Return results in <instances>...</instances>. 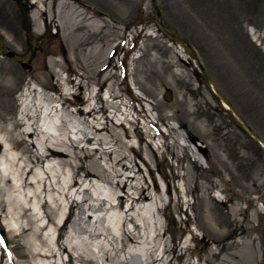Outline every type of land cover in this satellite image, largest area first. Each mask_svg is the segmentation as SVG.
<instances>
[{
	"label": "rangeland",
	"instance_id": "rangeland-1",
	"mask_svg": "<svg viewBox=\"0 0 264 264\" xmlns=\"http://www.w3.org/2000/svg\"><path fill=\"white\" fill-rule=\"evenodd\" d=\"M42 1L39 10L32 0H0V74L10 72L2 83L8 87L0 107L4 121L18 115L28 88L46 103L48 96L70 92L61 100L68 110L58 103L57 112L45 114L57 125L67 122L75 143L91 135L92 119L70 111L84 107L90 91H103L109 105L118 102L109 92L129 104L120 103L116 113L121 122L128 120L123 129L129 138L111 126V133L98 135L102 146L80 145L110 147L95 156L101 170L92 167L95 158L75 151L73 165H87L100 179L86 180L87 194L70 192L87 200L82 208L93 218L77 214L63 221V237L88 230L91 235L80 237L91 252L100 259L107 253L115 264H151L153 257V264H264V150L218 97L264 144V0H156L166 25L189 43L204 71L185 44L161 27L152 0H63L62 6L61 0ZM71 9L100 17L75 15L70 21ZM12 169L1 145L0 231L6 245L0 239V264H49L33 257L39 239L9 230L17 228V204L34 191L6 183ZM123 175L133 179L121 189ZM147 186L153 205L144 218L132 213L142 226V247L130 258L120 236L110 234L108 213L111 207L126 209L127 193L137 197ZM97 199L109 201L103 210H89ZM134 205L138 210L146 203ZM62 208L69 212L67 202ZM33 210L53 215L55 205ZM126 229L133 231L132 224ZM56 236L44 232L43 238Z\"/></svg>",
	"mask_w": 264,
	"mask_h": 264
},
{
	"label": "bare ground",
	"instance_id": "bare-ground-1",
	"mask_svg": "<svg viewBox=\"0 0 264 264\" xmlns=\"http://www.w3.org/2000/svg\"><path fill=\"white\" fill-rule=\"evenodd\" d=\"M32 1L38 8H43L42 0ZM65 2L66 1L61 0L58 5H65ZM85 13L84 15L83 13L71 9L67 13V16L70 21L75 15H83L84 18H87V21L96 20L100 17L97 13L89 11ZM43 15V11L40 14L37 12L38 17ZM7 74H10V72L4 71V73L0 74V107L1 102L8 95V87L2 84ZM48 75L51 78V73H48ZM78 86L79 90L83 89L81 83H79ZM45 90H50V88L45 87L44 91ZM35 93L36 90L34 88H28L22 93V97L19 98L21 101V109L18 115L10 119L11 121H4V118L0 115V146L2 145V153L6 155L13 168V176L7 178L6 183L12 185L14 189L20 188L24 191L34 190L30 195L26 196L25 202L17 204V216L15 218L17 228H10L9 230L11 233L18 230V233L21 232V234H32L36 239H39V243L33 246V257L41 261L49 260V264H115L112 257L107 253H104L100 259L91 252L90 244L80 237L85 234L91 235L88 230L81 228V231H77L68 237L67 235L63 237L61 230L64 227L62 222L65 221L66 223L70 217L77 214L81 216L85 215V219L89 222L92 220L93 217L91 215H86V211L82 208L87 200L78 201L70 192L73 190L75 194L79 195L89 193V187L85 186L86 180L89 179L88 181H91L90 178L100 179L96 170H101V167L95 156L100 154L103 149L104 151L110 149V147L80 148L81 143L85 142L86 144L100 146L101 138H99L98 135L104 132L111 133V131L109 132L111 126H115L112 129L118 128L124 130L123 139L129 138V132L123 129L124 121L128 120L125 119L121 122L116 115L117 112H120L118 109L120 108V103L127 108H129V104H126L123 98L118 94H111L109 92L108 96L110 100H118L116 104L109 105V100L103 98V91H90L89 95L83 99L82 105L84 107L74 108L70 112L77 116H83L84 120L88 118L92 119L90 125L91 135L83 136L84 138L82 141L74 143L70 138V135L75 133L73 128L63 120L57 125L54 118H49L50 114L49 117L47 113L45 114V112H57L58 103L62 109L65 108L68 110L69 108L64 107L61 100L62 97H67L71 93L64 92L59 98L48 96L47 103L41 98L40 100L35 98L37 95V93L36 95ZM222 103L227 109H230L226 101H222ZM5 112L7 113L6 110ZM115 119L120 122L116 123L114 121ZM135 120L137 122V118ZM137 127H135L136 130L138 129ZM140 139L142 140L143 138ZM19 146L22 147L20 152H18ZM76 150L85 152L88 158H95L91 165L96 170L89 169L87 165L84 164L79 165V167L74 166L72 160L75 159ZM14 153H18V156H9ZM140 153H142L141 150ZM140 153H138V155ZM67 170L73 171V175L69 177ZM81 171L84 172L82 178L80 176ZM77 177H80V179L78 180ZM121 177L122 176H120V179ZM132 179L133 177L131 176L128 177L123 175V178L119 180L120 182H118L117 186L124 189L127 183ZM15 180L19 183L18 185L14 184ZM64 184L65 188L61 189L59 186ZM44 194H47L48 198H46V195L43 196ZM123 198L119 197L118 208L123 204ZM126 199L130 205H128L126 209L123 207L121 212H116L113 207L110 208L111 212L108 213V228L111 235H119L122 239L123 247L121 250L126 251L130 255V258H136L137 255L139 256L138 251L140 247H142V226L132 213L135 212L138 218H144L145 213L152 208L153 204L149 203L153 199L150 194V187H142L139 196L134 198L127 193ZM95 201H97L98 204H96V206H90L89 210H103V207L109 200L97 199ZM142 201L145 202L146 205L137 210L134 204H138ZM63 202H67L68 213L62 208ZM49 203L55 205V213L53 215H50L47 211H43L41 214L34 212L33 205H41V208H45ZM147 203L149 204L147 205ZM24 220H26L25 224H23ZM127 224H132L133 231H128L126 229ZM53 231L57 232L56 238H43L44 232L50 234ZM92 236L98 239L107 238V236H104V234L100 232H94ZM98 247H100V245H98ZM101 249H104V245L101 246ZM86 253L93 257L87 259ZM63 255L67 256V260L61 262L59 259H61ZM153 258L151 264L157 261V259Z\"/></svg>",
	"mask_w": 264,
	"mask_h": 264
},
{
	"label": "water",
	"instance_id": "water-1",
	"mask_svg": "<svg viewBox=\"0 0 264 264\" xmlns=\"http://www.w3.org/2000/svg\"><path fill=\"white\" fill-rule=\"evenodd\" d=\"M152 4H153V7L156 11V14H157V17L160 21V25L161 27L168 33L170 34L173 38H175L176 40H179L181 41L182 43L185 44V46L187 47V49L193 54L194 58L198 61V57L196 55V52L193 50V48L189 45V43L178 37L165 23L164 21V18H163V15L159 9V7L157 6V3H156V0H152ZM198 64L200 66V68L204 71L201 63L198 61ZM218 97L223 101L225 102L224 98L221 96V95H218ZM230 111L234 114V118L237 120V122L239 123V125L243 128V131L248 134L253 140L255 143H257L263 150H264V144L261 143V141L251 132V130H249V128L244 124V122L237 116L235 115L234 113V110L232 108H230ZM1 235L3 237V233L1 232ZM5 239V238H4Z\"/></svg>",
	"mask_w": 264,
	"mask_h": 264
}]
</instances>
